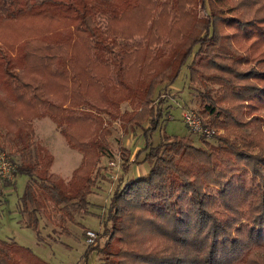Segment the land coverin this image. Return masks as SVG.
Returning <instances> with one entry per match:
<instances>
[{
    "label": "trees",
    "instance_id": "obj_1",
    "mask_svg": "<svg viewBox=\"0 0 264 264\" xmlns=\"http://www.w3.org/2000/svg\"><path fill=\"white\" fill-rule=\"evenodd\" d=\"M189 57V83L215 91L199 113L226 134L201 146L162 134L153 146L154 89ZM42 117L81 153L67 181L34 140L31 120ZM115 121L149 122L136 155L149 168L114 188L104 242L82 264L92 250L101 264H262L264 0H0V150L27 178L17 210L36 238L40 212L63 221L71 205L86 211ZM0 264L50 263L0 238Z\"/></svg>",
    "mask_w": 264,
    "mask_h": 264
},
{
    "label": "rangeland",
    "instance_id": "obj_2",
    "mask_svg": "<svg viewBox=\"0 0 264 264\" xmlns=\"http://www.w3.org/2000/svg\"><path fill=\"white\" fill-rule=\"evenodd\" d=\"M203 13L205 12H201ZM189 60L190 57L181 67L178 77L171 86L161 84L154 89L152 106L158 109L160 115L156 127L149 135L153 146L159 143L162 134L187 136L195 146H201L200 140L203 136L190 132L181 119V114L185 111L192 112L198 123L211 131L210 136L205 138L210 144H218L214 135L226 134L223 129L211 127L199 113L202 95L206 91L209 92L212 85L207 84L206 88H201L189 83L186 72V64ZM212 88L217 89V86ZM214 94L215 91L209 92L211 98ZM119 106L121 111L130 110L127 102ZM148 124L149 122L145 121L139 126L123 128L119 121L112 122L109 129L111 133L108 137L109 154L100 158L95 186L87 197L86 211L71 205L68 210L72 219L63 221L60 220L57 212L49 211L48 216L40 212L39 238H36L32 229L25 226L27 218L17 210L18 197L27 178L23 175H12L18 158L6 150H0V238H8L29 247L50 264H82L84 249L93 246L100 247L104 242L103 228L108 224L107 209L114 188H120L128 179L148 171L147 162L140 161L143 153L136 157L138 152L143 150L145 144L143 129ZM31 125L34 140L45 146L52 155L50 171L67 181L72 170L79 165L81 153L66 145L58 134L54 122L48 117L33 118ZM261 127L264 132V123ZM244 132L254 134V131L249 128H244ZM255 152L256 148L250 150L251 154ZM110 162L114 166L108 165ZM3 181L9 184L2 186ZM62 228L67 232H62ZM86 230L96 233V238L90 246L85 243ZM261 255L263 256L262 264H264V252ZM99 256L96 250L90 251L87 264H101Z\"/></svg>",
    "mask_w": 264,
    "mask_h": 264
},
{
    "label": "built area",
    "instance_id": "obj_3",
    "mask_svg": "<svg viewBox=\"0 0 264 264\" xmlns=\"http://www.w3.org/2000/svg\"><path fill=\"white\" fill-rule=\"evenodd\" d=\"M181 119L183 123L186 125L187 129L192 132L193 134H198L203 136L204 138H207L210 136L211 131L205 127H202L198 120L195 118V115L192 112H183L181 114ZM110 166H114L112 162L108 163ZM85 243L87 245H90L94 242L96 238V233L92 230H86L85 231Z\"/></svg>",
    "mask_w": 264,
    "mask_h": 264
},
{
    "label": "crops",
    "instance_id": "obj_4",
    "mask_svg": "<svg viewBox=\"0 0 264 264\" xmlns=\"http://www.w3.org/2000/svg\"><path fill=\"white\" fill-rule=\"evenodd\" d=\"M169 86H171V85H169ZM6 239V238H5ZM45 261H47V260H45ZM47 262H49V261H47Z\"/></svg>",
    "mask_w": 264,
    "mask_h": 264
}]
</instances>
